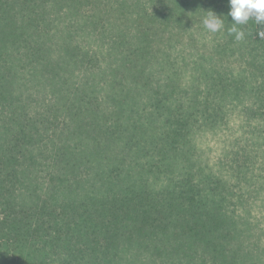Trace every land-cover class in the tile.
<instances>
[{
    "label": "trees",
    "instance_id": "16d2710c",
    "mask_svg": "<svg viewBox=\"0 0 264 264\" xmlns=\"http://www.w3.org/2000/svg\"><path fill=\"white\" fill-rule=\"evenodd\" d=\"M12 15L0 9V264H129L132 246L170 264H256L253 238L264 232L240 209L264 189V110H248L260 121L225 136L213 162L202 142L231 128L228 109L152 87L157 24L141 26L102 107L61 80L54 103L33 110L30 69L49 55ZM247 31L264 52V25L249 20ZM136 88L151 96L138 104ZM95 163L107 164L98 183L69 198Z\"/></svg>",
    "mask_w": 264,
    "mask_h": 264
},
{
    "label": "rangeland",
    "instance_id": "374dc122",
    "mask_svg": "<svg viewBox=\"0 0 264 264\" xmlns=\"http://www.w3.org/2000/svg\"><path fill=\"white\" fill-rule=\"evenodd\" d=\"M0 9L12 10L15 23L29 25L27 36L38 45H46L49 56L41 57L35 69H30L33 110L39 109L38 103H54L52 93L59 90L61 80H66L72 91L83 95L86 91L102 107L111 93L110 84L122 82L118 71L138 44L141 26L157 24L162 25V54L150 70L154 75L152 87L159 85L162 96L171 102L194 100L196 104L207 96L214 107L228 109L223 117L230 121L231 128L209 131L202 142L204 149H211L213 162L223 153L225 136L247 134L251 132L247 122L260 121L248 110H264V52L250 44L247 24L239 26L245 33L243 40L229 35L233 21L228 16V0H0ZM207 11L223 20V29L212 33L204 28L202 19ZM157 12L161 18L156 17ZM125 74L126 86L133 74ZM135 95L138 104L151 96L148 90L139 88ZM57 114L60 122L66 119L64 110ZM105 166L95 163L89 168L69 198L76 200L90 184H97V174ZM258 192L240 211L251 219L252 227L257 225L264 232V189ZM247 210H251V216ZM253 242V254L260 255L256 264H264V235H255ZM129 249V264H170L153 259L152 254L135 246ZM177 263L185 264H173Z\"/></svg>",
    "mask_w": 264,
    "mask_h": 264
},
{
    "label": "clouds",
    "instance_id": "9594fccd",
    "mask_svg": "<svg viewBox=\"0 0 264 264\" xmlns=\"http://www.w3.org/2000/svg\"><path fill=\"white\" fill-rule=\"evenodd\" d=\"M228 16L232 18L231 27L228 29L229 35H235L237 41L243 40L245 33L239 27L246 25L249 20H254L257 25H264V0H228ZM202 24L206 30L216 33L223 29L224 22L212 11H207L203 17ZM264 37V31L258 33Z\"/></svg>",
    "mask_w": 264,
    "mask_h": 264
}]
</instances>
